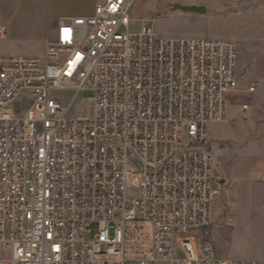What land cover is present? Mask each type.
<instances>
[{"label":"built area","instance_id":"2783aa9c","mask_svg":"<svg viewBox=\"0 0 264 264\" xmlns=\"http://www.w3.org/2000/svg\"><path fill=\"white\" fill-rule=\"evenodd\" d=\"M134 2L60 19L42 55L0 48V264H264L221 257L209 237L208 134L239 86L237 44L159 38L148 20L132 32Z\"/></svg>","mask_w":264,"mask_h":264},{"label":"rangeland","instance_id":"374dc122","mask_svg":"<svg viewBox=\"0 0 264 264\" xmlns=\"http://www.w3.org/2000/svg\"><path fill=\"white\" fill-rule=\"evenodd\" d=\"M188 1L135 0L130 12L134 21L131 31H139L140 21L148 20L159 38H187L180 35L187 25L178 5ZM207 6L205 14L211 18L218 37L233 40L239 54L238 89L229 98L225 121L210 127L208 134L215 157L217 191L209 237L221 257L264 259V0H220ZM15 29L14 40L0 39L4 54L42 53L43 44L32 38L31 22H19ZM54 37L51 33L45 45ZM73 95L71 90H58L51 98L66 107ZM89 96H80L72 115L79 110L82 99ZM30 106L22 98L12 106V111L15 116H23ZM140 245L134 233H130L127 257H132Z\"/></svg>","mask_w":264,"mask_h":264},{"label":"crops","instance_id":"0c3cea01","mask_svg":"<svg viewBox=\"0 0 264 264\" xmlns=\"http://www.w3.org/2000/svg\"><path fill=\"white\" fill-rule=\"evenodd\" d=\"M217 1L220 0H189L181 6H204L207 11V4H215ZM103 2L105 0H0V26H5L7 29L3 39L14 40L17 37L16 24L31 22L34 27L33 40L43 44L42 53L35 55H42L45 41L49 39L51 33L56 34L60 19L90 17L94 14L96 6ZM183 15L187 27L180 32V35L187 38H219L211 18L205 13L183 12ZM192 23L194 26L191 25ZM213 35L216 37H209Z\"/></svg>","mask_w":264,"mask_h":264},{"label":"water","instance_id":"95a60500","mask_svg":"<svg viewBox=\"0 0 264 264\" xmlns=\"http://www.w3.org/2000/svg\"><path fill=\"white\" fill-rule=\"evenodd\" d=\"M178 9L183 12L204 14L206 12V7L204 6H181L178 5Z\"/></svg>","mask_w":264,"mask_h":264}]
</instances>
